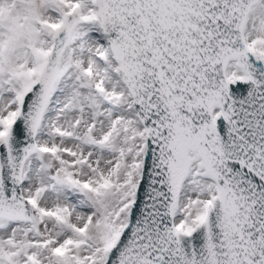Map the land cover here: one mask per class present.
<instances>
[{
	"label": "snow or ice",
	"instance_id": "obj_1",
	"mask_svg": "<svg viewBox=\"0 0 264 264\" xmlns=\"http://www.w3.org/2000/svg\"><path fill=\"white\" fill-rule=\"evenodd\" d=\"M0 264H264V0H0Z\"/></svg>",
	"mask_w": 264,
	"mask_h": 264
}]
</instances>
